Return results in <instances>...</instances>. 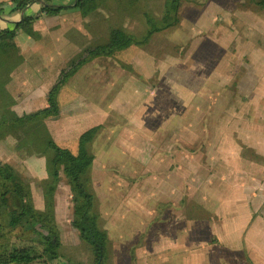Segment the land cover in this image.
Listing matches in <instances>:
<instances>
[{
  "label": "rangeland",
  "instance_id": "rangeland-1",
  "mask_svg": "<svg viewBox=\"0 0 264 264\" xmlns=\"http://www.w3.org/2000/svg\"><path fill=\"white\" fill-rule=\"evenodd\" d=\"M100 1L99 7H105L94 15L75 11L45 17L41 25L52 29L42 37L40 47H34L41 53L32 54V49L25 51L24 57L19 58L21 71L18 68L17 73L8 72L5 93L16 89L13 81L17 82L19 72L37 74L35 67L43 66L46 73L52 61L49 50L59 48L60 63L65 70L87 49L105 44L113 28L142 38L146 33V18H158L164 2ZM210 1H184L177 28L156 34L146 46L138 49L131 48L113 57H99L63 84V87L73 86V100L67 101L68 94L62 98L63 113L70 120L65 126L79 133L100 124L98 138L90 147L95 157L90 186L100 226L109 238L106 264H179L180 257H185L180 255L182 253L190 260L196 254L208 259L241 257L240 249L237 252L228 245L220 247L218 244L231 238L232 231L227 228L229 208L226 207L229 194L235 192L236 185L244 188L251 180L264 176V165L245 163L248 159L236 143V140L245 143L244 130L250 119L257 116L254 122L264 123L261 121L264 109L244 102L245 92H248L245 90L247 66L244 60L238 64L242 67H237L239 75L235 81L239 83L236 88L228 85L222 89L212 85L214 88L207 87L202 95H196L199 89L191 87L199 83L183 80L197 79V73H180L170 66L194 65L199 60L208 69L212 64L210 56L218 55L222 44L228 52L242 49L244 55V38L250 45L260 40L255 52L264 49V28L254 31L249 28V32L248 27L237 25L239 21L230 26V22L221 18L225 10L235 6L256 14H253L254 19L261 16L264 24V10L247 0H216L222 4V10H218L220 16L213 18V13L208 16L204 24L206 29L202 31L214 35L211 36L213 43L204 38L200 27L195 25L198 19L201 23L198 15ZM239 28L243 29L238 31ZM234 31L238 32V37L242 36L236 42L232 40L234 33L231 32ZM197 34L202 39L196 38ZM20 38L23 43V37L18 40ZM124 60L136 64V72L124 71L121 68ZM165 65L167 72L163 69ZM124 88L127 93L131 91V95L124 93ZM105 92L108 102L105 103L103 96L101 110L99 97ZM48 121L44 119L14 129L0 127V137L13 139L18 154L27 145L26 137H32L34 146L40 148L49 139L54 141ZM61 128L63 132V126ZM239 154L241 160H236ZM49 156L50 152L39 156L45 160L44 180L27 178L20 171L16 173L28 185L36 211H45L52 205L51 214L61 240L60 263L91 264V251L70 225L72 195L59 187L52 194L48 192ZM233 183L235 186H231ZM57 207L60 208L58 212ZM18 235L17 232L12 234V241L26 245V240L16 238ZM212 243L215 247H210ZM178 258L177 263L174 259Z\"/></svg>",
  "mask_w": 264,
  "mask_h": 264
},
{
  "label": "crops",
  "instance_id": "crops-1",
  "mask_svg": "<svg viewBox=\"0 0 264 264\" xmlns=\"http://www.w3.org/2000/svg\"><path fill=\"white\" fill-rule=\"evenodd\" d=\"M10 2L11 0H0V4H3L2 8L5 15L0 19V30L13 29L14 25L16 23H19L21 18H23L24 16H34L36 17V20L32 23L29 34L21 32H18L16 34L14 45L18 49H15L14 47L5 49V45L0 41V100H2L0 102V120L2 121L17 119L47 108L48 93L60 80L63 68L60 63L61 54L58 48L55 50H49L48 54L49 57L52 58V61H49L51 63L46 73H44L43 66L35 67L37 70V74L32 72L33 68L30 69L32 73L26 72V74H24L22 72H19L17 82L13 81L14 88L16 89L13 90V92L11 91V93H9V91L7 90L5 93L4 83H7L9 80L8 72H13L14 70L17 73L16 69L18 68L21 71L19 58L24 57V55L26 54L25 51L32 49V54L41 53L40 51L35 50L34 47H40V44L43 43L42 37L48 35V33L51 32L52 28L47 29L41 25L45 17H48L47 15H43L40 13L43 3L56 7H64V9L59 14L75 13V11H78L74 8L75 0H41L35 1L18 14L8 15L11 9V6L9 4ZM104 7L105 6L98 7V9H96L94 12H91L90 15H94V13H96L100 9H103ZM221 7L222 4L216 0H211L203 6L200 14L198 15L201 18V23L199 22V19L195 22V25L200 27L201 32L206 29L204 28V24L208 22L206 20L209 19L208 16H210L212 13L213 18H215V15L220 16L218 10ZM233 8L234 9L231 8L225 10L224 13L221 14V18H224L225 22H230V26L231 23L235 24L237 21H239L237 25L241 23V25H243V28L248 27V29L250 28L252 31L258 28H264V24L260 20L261 16L254 19L252 18L254 13L252 14L244 12L242 11V9H237L235 6ZM221 10L222 9H220V11ZM255 20H257L258 22H256ZM213 23H216V21L213 20ZM261 23L263 24V26H261ZM243 28H239L238 31H241ZM250 29L249 32H251ZM81 30L84 31L85 34L87 33V31L83 28ZM231 33H234V36H232V40H234L235 42L237 39H241L242 37L237 36V31ZM200 34H197L196 38L199 37ZM202 34L204 38H206L208 41H213L214 43V40L211 39V36L213 37L214 35H211L207 32H202ZM154 36H152V38ZM19 37H23V43H20L21 38L18 40ZM199 38L202 39L201 36ZM244 40V55L242 54V49L240 51L231 50L230 52H228V48H225V45L222 44L221 46H219V54L216 56H210V58H212V64L208 69L205 66L204 62H200L199 60H197L194 65L189 63L188 65L181 63L179 65L173 64L170 66V69H178V72L180 73H197V79L192 78L190 80H187L186 78H183V80H186L185 82L187 83L192 80H195L197 83H199L196 86H190L193 88L197 87V89H199L196 95H202L207 87L214 88L212 85H215L217 86V88L219 87L222 89L228 87V85H232L234 88H236L237 84L239 83L237 82V80L235 81V78H237L238 74H236L237 67H242L240 65L238 66V64L243 63L244 60V63L247 66L245 90L248 91L245 92V96L243 97V99H245L244 102L245 104L247 103L248 105H255L256 107L260 106L264 109L263 45H261L262 50H258L255 52V50H257V46H260V40L258 39L257 41H255L253 45H250L251 43L249 44L246 38H244ZM26 41L31 42V44H27ZM234 41H231V43ZM131 48L138 49L139 47H130L119 53L125 52ZM67 50L69 51L70 48L67 47ZM192 53L194 54V52ZM94 60L90 62L92 63ZM136 67L138 66H136V64L134 63H125V60L121 66L124 71H128L130 74L131 71L132 73L136 72ZM163 69L167 72L168 66L165 65V68ZM30 76H32L31 79ZM187 83L185 84L187 85ZM72 87L73 86L61 87V89L59 90V115L56 118L49 119L50 121H48L47 126L54 133V137L52 138L56 144L74 151L77 139L80 137V135L93 127H100V124H96L84 131H80L79 133H75L74 128L65 126V124L67 123L66 121L70 120L63 113L64 111L62 110V98H64V96L68 94L69 96L67 98V101L71 102L73 100ZM119 92L117 102L120 99ZM123 92L131 95V91L127 93L126 88L123 89ZM126 94H124L123 96H125ZM103 96L106 97L105 103L108 102L107 92H105L104 95L102 93V95L99 97V105L101 107V110L103 109ZM8 102L11 104H9ZM119 104H121V102ZM118 110L119 112H122L121 108H118ZM255 120H257V116L250 119V122L246 124L244 130L245 143L242 144L238 140H236V143L238 144L237 146L239 147V150H241L243 156L248 159L245 160V163H248L249 161L251 165L257 164L258 166L259 164L264 165V123L258 125L256 122H254ZM261 121H264L263 113H261ZM62 126L63 132L61 128ZM26 139L27 145L24 147L23 151L25 152V154H23V152L18 154L16 149H14L15 141H13V139H11L10 137H0V162L12 166L16 171H20V173L22 175H25L27 178L37 179L38 181L44 180V175L46 174L45 160L43 158H39V156L42 154L46 155L48 151L44 146H41L40 148L34 146V139L32 137H26ZM236 160H241L240 154L236 155ZM261 173H263V170ZM231 186H235L234 183L231 184ZM58 187L66 191L67 193L69 192L68 187L66 186L64 181H61ZM234 191L235 192L229 194L227 198L228 203L226 205V207L229 208L230 222L227 224V228L232 231L231 238L228 237V240L224 242L220 241L218 245L220 247L228 245L237 252L240 249V259H232L233 256H228L227 258L217 257L208 259L205 256L203 257L196 254L197 256H194L190 260L187 255L182 253L180 255H183L185 257H180L181 260L180 258L174 259L175 262L178 263L180 260L179 264H236L237 261H241V264H264V176H262L261 179L259 178V180H251L244 186V188H240L238 185H236ZM227 199L222 200L225 202ZM56 209L58 212L60 208L57 207ZM210 247L215 246L212 243V246Z\"/></svg>",
  "mask_w": 264,
  "mask_h": 264
},
{
  "label": "trees",
  "instance_id": "trees-1",
  "mask_svg": "<svg viewBox=\"0 0 264 264\" xmlns=\"http://www.w3.org/2000/svg\"><path fill=\"white\" fill-rule=\"evenodd\" d=\"M35 1L41 0H11L8 15L22 12ZM184 1L186 0H164L160 16L146 18V33L140 39L124 29L113 28L105 44L87 49L79 59L62 71L59 82L48 93L47 108L17 119L0 121V127L14 129L58 117V93L67 79L96 58L113 57L130 47L146 46L155 34L177 28L181 21L180 10ZM101 2L76 0L74 8L86 15L98 9ZM248 2L257 9L264 10V0ZM2 5L0 4V19L5 16ZM63 9L64 7L43 3L40 13L53 16ZM35 20L34 16H24L13 29L0 30V41L6 48H13L16 34H29ZM99 131L100 127L97 126L82 133L77 139L74 151L56 144L51 139L44 145L51 154L48 159V192L52 194L61 181L68 187L72 195L70 225L91 251V264H106L110 244L107 232L100 226V216L95 209L96 199L90 186V172L94 161L90 147ZM51 209L52 205L47 206L45 211H36L28 185L19 179L12 166L0 162V264H61L59 228L54 222ZM15 232L20 234L16 237L20 241L26 240V245H18L12 241V234Z\"/></svg>",
  "mask_w": 264,
  "mask_h": 264
},
{
  "label": "water",
  "instance_id": "water-1",
  "mask_svg": "<svg viewBox=\"0 0 264 264\" xmlns=\"http://www.w3.org/2000/svg\"><path fill=\"white\" fill-rule=\"evenodd\" d=\"M75 2H76V0H75ZM22 19V18H21ZM21 21V20H20Z\"/></svg>",
  "mask_w": 264,
  "mask_h": 264
}]
</instances>
